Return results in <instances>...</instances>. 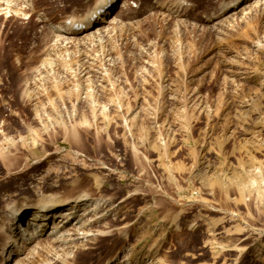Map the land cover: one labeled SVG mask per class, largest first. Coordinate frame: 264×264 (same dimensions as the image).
Segmentation results:
<instances>
[{"label": "rangeland", "instance_id": "374dc122", "mask_svg": "<svg viewBox=\"0 0 264 264\" xmlns=\"http://www.w3.org/2000/svg\"><path fill=\"white\" fill-rule=\"evenodd\" d=\"M95 1L0 6V213L51 193L105 208L15 260L0 232V264H264V0H121L58 38Z\"/></svg>", "mask_w": 264, "mask_h": 264}, {"label": "bare ground", "instance_id": "6f19581e", "mask_svg": "<svg viewBox=\"0 0 264 264\" xmlns=\"http://www.w3.org/2000/svg\"><path fill=\"white\" fill-rule=\"evenodd\" d=\"M244 1L231 0L223 5L224 7L226 6L224 9H221L217 13H224L226 10L236 7ZM31 3L32 0H0V6L3 7L1 10L13 7L18 12L22 9L20 5H31ZM120 4L121 0H98L90 4V6L94 5L92 8L87 10L85 8V11L83 10L84 12L80 9V11L77 10L73 15L65 17L64 22L62 21L63 23L61 22L63 26L58 27V38L62 37L65 41H70L76 39L78 34L86 30L89 31L92 29L89 34L101 32L107 27V24L114 23L118 20V16L114 12L124 5ZM211 16L213 15H209L207 19L210 20ZM81 26V29H77ZM89 199L93 198L83 193L66 199H62L58 195L51 193L37 199L35 203L25 202L17 207L12 206L10 203V205L6 204L1 209L2 213L0 215L2 218L8 220L9 224L6 226V223L3 221L0 232L6 237L2 250L3 252L4 250L7 251V259L10 260L12 257L15 260L16 256L25 254L30 249L27 243H32V241L38 238L40 239L44 235L47 236V242L64 243L63 245L66 246L76 242L81 237L84 238L91 235L89 234L91 231L90 227L94 224L93 222L98 223L101 221L105 208L103 210L101 209V199ZM94 210L95 212L93 213ZM11 216L13 220L9 218ZM2 218L0 217V220ZM74 220L75 223H73ZM17 248L20 250V253L16 251ZM1 252L0 254H2ZM65 253L67 252L65 251ZM72 255L74 254L72 253ZM30 256L38 257L37 250L34 249ZM68 256L65 257L68 258ZM18 258L16 257V259ZM108 263L110 262L106 261L103 264Z\"/></svg>", "mask_w": 264, "mask_h": 264}]
</instances>
